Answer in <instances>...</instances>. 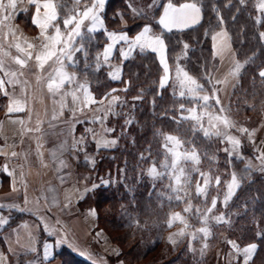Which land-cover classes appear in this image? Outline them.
<instances>
[{
	"label": "trees",
	"instance_id": "16d2710c",
	"mask_svg": "<svg viewBox=\"0 0 264 264\" xmlns=\"http://www.w3.org/2000/svg\"><path fill=\"white\" fill-rule=\"evenodd\" d=\"M62 2L68 9L73 6V0ZM169 2L174 5L197 2L202 14L200 22L186 29L168 32L158 23V18L163 5ZM255 2L245 0L241 4L240 0H162L151 18L144 13L134 15L128 7L129 0H106L101 15L108 31H127L131 36L143 26L150 25L165 41L170 68L175 66L178 55L187 44L186 68L207 88L210 85L205 80L215 56L211 37L221 28L227 30L236 58L243 63L226 107L235 123L236 120L245 122L264 117V80L259 77V72L264 70V36H261L264 33V18L257 22V17L262 14L255 8ZM119 14H123L124 22L119 20ZM107 41L104 30L92 34L90 39L86 35L84 44L88 52V67H85L83 55L77 53L78 63L75 68H71L80 77H86L98 101L111 93L119 95L123 103L116 107L114 115L108 113L105 123L98 124L97 118L102 114L100 110H105L103 107L107 100L103 105L95 104L93 113L87 110L71 115L72 121L68 126L71 129V141L82 139V143H94L93 128L100 126L103 127V134L117 137V144L109 149H95L93 144H86L83 149L82 143L77 145L72 142L67 158L71 164H75L73 170L79 175L87 170L86 177L88 172L99 176L100 187L79 200L77 208L95 210L96 229L103 230L118 246L119 252L117 255L100 254L96 247L90 251L72 232L60 213L56 214L60 223L56 225L53 212H47L38 201L37 205L42 211L32 214L40 218L42 234L47 238L56 236L65 241V245L56 252V257L62 264H115L118 260H123L125 264H196L198 253L192 245L198 248L202 244L195 241L191 243L185 236L175 243H170L168 239L173 228L168 227L166 221L174 211L184 212L185 203L168 201L170 190L165 189L161 181H153L147 175L151 162H159L161 158V133H170L184 140L186 148L190 147L188 142L194 144L200 154L202 167L213 176L219 175L221 184L231 178L233 172L240 181L227 207L223 205L220 196L214 193V185L209 187L207 199L197 197L195 190L189 195L195 203L201 205L209 204L215 197L218 203L214 211L223 212L226 217L235 216L233 224L226 227L224 238H221V226L224 224L212 225L208 247L199 248L203 251L206 249L205 264H224L226 252L231 249L228 240L237 241L239 245L255 243L256 251L248 264H264V173L249 168L245 159L234 156L229 159L227 153L219 151L214 141L206 139L201 132L189 131L190 122L180 121L184 114L180 111V104L183 103L187 108L192 101L174 93L172 80L165 87H160L164 71L155 52L149 50L140 53L137 49L127 60H121L119 52H116L109 63L121 64L120 80L110 78L107 65L95 71L93 66L96 56L101 53ZM113 89L116 91L113 92ZM4 103L5 96L0 92V108ZM109 126L111 131L107 129ZM241 151L244 157L251 155V145L243 143ZM212 157L215 159L212 160ZM76 177L72 176V179L76 181ZM192 178L196 183L199 179L196 172ZM102 181H108V184ZM192 187L195 189L194 184ZM3 210L7 212L5 218L9 223L2 228L17 223L26 214L15 208ZM177 225L181 226V223ZM217 250H220V256Z\"/></svg>",
	"mask_w": 264,
	"mask_h": 264
},
{
	"label": "snow or ice",
	"instance_id": "6c2138e0",
	"mask_svg": "<svg viewBox=\"0 0 264 264\" xmlns=\"http://www.w3.org/2000/svg\"><path fill=\"white\" fill-rule=\"evenodd\" d=\"M27 3L34 6V16L31 23L39 29V36L36 38L39 42L30 41L22 34H17L16 29L11 21L16 14L18 7L21 4ZM106 0H73V6L68 9L62 0H0V92L4 96L10 97L9 104L7 106V113L24 112L27 108V95L28 89L31 87L30 81L26 78L28 75L34 76L35 84L39 86L41 90H46L49 99L53 103L54 114L53 119L56 118L55 106L58 104L62 113L63 109L67 107V98L70 96L72 103L76 105V111H83L85 108H89L94 104L103 105L104 101H108V108L105 109L103 114L97 119L100 122L106 118L111 111V106L120 102V97L106 94L99 101L95 98L91 92L88 80L85 78L80 80L75 71H69V68H75L78 63L76 54L81 53L85 59V67L87 65L88 52L85 48L84 40L87 35L89 39L91 35L104 30L107 33L109 43L104 47L103 52L96 56V62L94 64V70L99 71L103 65H107L111 70L108 75L112 80H120L122 69L120 67L112 65L110 59L113 55L114 49L117 44L123 42L124 47H121L120 56L122 60H127L131 57L132 53L137 49L140 53L146 51H152L159 53L160 63L163 65L164 75L160 80V87L163 88L170 79L169 66L165 59L166 44L162 36L153 35L152 28L145 26L143 29L130 38L126 32H109L104 24V19L101 13L104 10ZM241 4L245 3V0H240ZM255 8L262 14L261 17H257V22H261L264 18V0H256ZM134 15H142V10L133 8L131 4L128 5ZM21 11H26V8H21ZM201 18V8L197 2H188L175 6L171 2L164 8L163 15L160 16L158 23L163 26L165 30L171 32L174 28L182 30L199 22ZM119 20L124 22L123 14H119ZM6 30V31H5ZM264 36V33H261ZM11 37V42H7ZM213 47L215 55H222L223 52L228 49V34L226 31L217 32L212 37ZM188 45L185 44L184 48L187 49ZM12 49L15 50L13 54ZM242 65L236 63L233 69L229 72V76L236 77L241 69ZM259 77L264 80V70L259 72ZM205 83L210 85L209 88L205 87V84L198 82L197 79L190 76L179 65L176 68L175 85L179 89V96H187L191 101H194L199 107H185L183 103L180 104L181 113H187V115H181L180 121H189L191 127L189 131H199L205 138L217 137L224 143L229 145L225 147L223 151L228 154L229 159L235 156L239 159L243 157L239 153L241 146L240 139L237 136L229 134V129L236 128V124L225 114V108L221 105L220 97L218 95L220 88L218 86L226 87L229 83L228 78L223 80L217 79L213 82L211 76L206 77ZM11 86L12 89L19 87L20 96L17 97L14 94L10 95L7 86ZM67 86V90H66ZM126 90V89H125ZM113 92L116 90L113 89ZM110 97V98H109ZM139 97H137L138 99ZM218 105L219 110L217 113L209 111L212 104ZM205 118L207 127H205ZM21 126H24L23 120L13 121ZM42 121L38 120L35 128H23L22 131L27 133H41ZM2 128V124H0ZM108 131H111L109 129ZM239 133L247 135L252 143H255L251 138L255 135V130H250L246 127H239ZM163 136V148L164 159L159 162V169L156 161L151 162V166L147 169V175L153 181L167 179L169 183L167 188L170 190V194H167L168 201H177L186 203L187 206L184 209L185 213H192L193 208L189 197V189L192 186V172L195 171L199 179L195 183V195L207 199L208 189L210 186H219L221 179L219 175L213 176L211 172L201 171L198 165L200 164V154L196 151V147L191 142L190 147H185V141L177 135L164 134ZM37 140V155L42 157V153L39 152L42 146L40 136H36ZM77 143H82L78 141ZM115 141H103L101 146L107 147L110 144H114ZM7 147H15L14 145H5L0 147V156L8 158H17L21 156L20 153L15 150L8 152ZM258 151L256 159L264 167V152ZM27 159V156H24ZM53 159H57L56 154L53 153ZM212 160L215 157L211 158ZM61 166H64V161H59ZM40 164L44 167L47 165L43 159H40ZM187 165L192 167L186 168ZM22 167V166H21ZM251 167V164L248 165ZM7 172L9 176H15V170H9L8 164L5 163L2 168ZM21 183L23 181V171L20 173ZM103 184H108V181H102ZM240 181L235 172L231 174V180L227 183V191L224 194L223 205L227 207L229 200L235 193V190L239 187ZM100 185L93 184L92 188H86L84 193L93 191ZM15 191V184L13 185ZM160 195H165L161 193ZM83 198V194L80 197ZM27 203V201H25ZM217 198L210 200V207H208L203 214H200L199 209H196V214L199 215L202 227L198 228L194 232L186 233L185 229H181L173 236L183 237L189 235L193 240L196 239L197 232L202 234V237L206 240L211 231L208 226L209 215L217 207ZM8 208L18 209L24 211L16 204H0V209ZM92 215H95V210L91 211ZM217 222L226 223L227 220L223 214L213 217ZM179 221L188 227L187 221L180 213H172L166 221L168 227H172L175 222ZM9 223V220L0 214V227H3ZM139 224V221H137ZM47 230V226H45ZM51 235L52 233L49 232ZM173 236H169V242L175 243ZM19 243V241H17ZM227 243L235 250L238 256L242 255L244 260L243 264H248L251 260L253 253L257 247L256 244H249L246 247L241 248L236 241L228 240ZM204 248H207V243L204 244ZM53 245L44 244L43 246V258L49 260L51 258V249ZM29 251L35 252V247H29Z\"/></svg>",
	"mask_w": 264,
	"mask_h": 264
},
{
	"label": "crops",
	"instance_id": "0c3cea01",
	"mask_svg": "<svg viewBox=\"0 0 264 264\" xmlns=\"http://www.w3.org/2000/svg\"><path fill=\"white\" fill-rule=\"evenodd\" d=\"M175 6L179 7V5ZM21 8H26L27 10L21 11ZM163 11L161 15H163ZM33 16L34 6L24 3L18 7L11 23L16 29H18V35L22 34L30 41L38 43L39 41L36 40V38L39 36V29L31 23ZM111 31L113 30H110L109 32ZM123 32H126L130 38H133L139 33L137 32L135 35L131 36L127 31ZM154 33L157 32L152 29V34ZM11 40L12 38L9 37L7 42L10 43ZM109 42L108 39L104 47ZM121 47H124L123 42L116 45L110 62L114 59L116 52H119L120 54L119 50ZM12 51L13 54H15V50L12 49ZM102 52L103 50L101 53ZM156 54L160 60L159 53ZM114 66L122 69L120 63L114 64ZM69 71H75L80 80L86 78L85 76L80 77L78 72L71 67L69 68ZM26 78L31 84L26 97V110L24 112L7 113V106L10 97L6 96L4 106L0 108V124H2V128H0V147L14 145V148L7 147L6 150L8 152L15 150L21 154V156L17 158H8L7 160L4 156H0V204H16L19 205L20 208L25 209L24 212H26L25 216L17 223L5 228L0 227V264H62L61 260L56 257V252L65 245V241L60 237L55 236L47 238L42 234L41 220L32 214L42 211L37 205L38 201L47 212H53L54 217L57 220L55 221L56 225L60 224L59 218L56 215L60 213L59 215L66 219L72 232L84 242L85 246L88 247L90 251L96 247L100 254L117 255L119 252L118 246L109 239L103 230L96 229V214H91V211L94 209L87 208L79 210L77 208V202L81 200V195L83 194L84 198L87 194L84 193L86 188L80 187L77 183H62V181L59 180L57 172L54 170L53 165L55 162L46 161L42 152V143H45V132L47 129L56 125L58 129H64L70 134L71 129L68 124L72 121L71 115L84 113L87 110H90V113H93L95 104L89 108H85L83 111H76L77 106L72 103L71 97L69 96L67 98V107L63 109L62 113L59 109V105L57 104L55 106L56 118L53 119L54 107L46 90H41L39 86L35 84L34 76L28 75ZM7 87L10 95L14 94L17 97L20 96L19 87L16 89H12L10 85ZM91 92L93 93L92 89ZM93 95L95 96L94 93ZM18 120H23L24 126L13 122ZM38 120L43 122L41 125V133H27L22 131L23 128H35ZM36 136H40L39 143L42 146L40 147L39 152L42 153V157L37 155ZM25 155L27 156V159H24ZM40 159H43L47 167L40 164ZM5 163L8 164L9 170H15L14 177L9 176L7 172L2 170ZM21 171L24 173V183H21ZM2 176H4V178ZM14 184L16 188L15 191L13 190ZM25 201H27V203H25ZM5 213H7L5 210L0 209V214L4 217ZM17 241H19V243H17ZM46 243L53 245V248L50 250L51 258L49 260L43 258V246ZM89 245L92 246V248ZM29 247H35L36 251H29ZM115 264L125 263L122 260H118Z\"/></svg>",
	"mask_w": 264,
	"mask_h": 264
},
{
	"label": "rangeland",
	"instance_id": "374dc122",
	"mask_svg": "<svg viewBox=\"0 0 264 264\" xmlns=\"http://www.w3.org/2000/svg\"><path fill=\"white\" fill-rule=\"evenodd\" d=\"M129 4H131L132 7L136 8L137 10H142V13L147 14V16L152 18L154 16L158 6L160 4H162V0H129ZM167 4L168 3H165L163 5L164 8ZM220 31H226L227 32V30H225L224 28H221V29L217 30L213 35H215L217 32H220ZM154 34L160 35L158 33H154ZM227 34H228V45H229V47L220 56L214 54L215 55L214 60H213V63L211 64V68L209 69L207 77L211 76L213 79V82L217 79L223 80L225 77L228 78L229 83L226 87L218 86L220 88L218 95L220 97L221 105L225 108V114H227L230 117L228 111L226 110V107L228 106L229 98L231 95L232 88L235 84V81H236L237 77L239 76V74L243 68V63L237 60L235 51L232 48L229 33L227 32ZM213 49H214V47H213ZM214 53H215V50H214ZM187 56H188V48L183 49L182 53L178 55L176 62H175V66L172 68L169 67V72H170V79L169 80H172L173 91L178 96H179V89L175 85L177 65H179L181 68H183V70L186 71L190 76L197 79L186 68L185 60H186ZM165 59H166V53H165ZM236 63H239L240 65H242V67L240 69L239 74L233 78V77L229 76L228 74L233 69V67ZM168 66H169V64H168ZM163 75H162V77H163ZM197 80H198V82L204 84L201 80H199V79H197ZM115 96H119V95H115ZM185 97H187V96H185ZM122 103H123V101L120 100V102H117L115 105L111 106V111L109 112L111 114L110 116L114 115V113L116 112V107L118 105H121ZM209 103L212 104L211 101ZM188 107H197V110L199 111V107L196 105V103L194 101H192V104ZM219 107L220 106H218V105L212 104V107L209 109V111H211L213 113H217L219 110ZM103 108L104 109L108 108V102L105 105V107H103ZM95 109L97 110V108H95ZM104 111L105 110L102 111V109H101L102 114ZM183 115H187V113H184ZM106 117H109V116L107 115ZM230 119L232 120L231 117H230ZM97 121H99V120H97ZM236 121H238V122L236 123ZM236 121H235L236 128L229 129L228 131H229V134L237 136V138L240 139V141H241V146L239 148L240 155L242 157H244L243 153L241 151L243 143H249L251 145V155L245 156L243 159H245L248 162L247 163L248 165L251 164V168L258 169L264 173V167H262L260 161L258 159H256V157L258 155L257 150H259L260 152H264V117H262L259 120L258 119H250V120H247L245 122H242L240 120H236ZM100 123H105V119L103 120V122H100V121L98 122V124H100ZM55 126L56 125H53L52 127H50V129H47V131L45 132L46 138H45V143H42V145H43L42 152L44 155L43 157L46 161H54L55 162L53 167H54V170L58 174L59 180L62 181V183H65V182L76 183V182H78L77 184L83 188H92L93 184L98 185L100 183V178L95 173L92 174L91 172L90 173L88 172L89 175H88V177H86V174H87L86 171L87 170L84 171L85 173L82 171L83 173H81V175L74 172L73 168H75V164H71L70 160L67 158V153H68L69 147L71 145H73V143L76 142L77 145H80V143H77L78 140H75V139H72V141H71L70 134L67 131H65L64 129L63 130L58 129V127L57 126L55 127ZM205 127H207L206 118H205ZM239 127H246L250 130H255V135L251 138V140H254L255 143H252L247 135H243V134L239 133V131H238ZM102 128L103 127H100V126L99 127L94 126L93 131H92L94 143H82L84 145L83 149H85V146H87L88 144L89 145L93 144L92 146L95 147V149H99V148L100 149L101 148L109 149V148L115 147V145L117 144V141H118L117 137L113 136V135H109L108 133H107L108 135L103 134ZM107 129H111V127L109 126ZM167 134H170V133H167ZM171 135H175V134H171ZM162 139H163V137H162ZM206 139L213 140L215 145L219 149V151H221L222 153H225L223 151V149L225 147H229V145L224 143L220 138L212 137V138H206ZM103 141H115V143L110 144L107 147H103V146H101ZM163 143H164V140L162 141V144ZM162 150L163 151L161 152V158H160L159 162H162L164 159V151L165 150H164V148ZM53 153H55L56 157H57V159H55V160L53 159ZM60 160L64 161V166L60 165V163H59ZM159 162L157 163L158 169H159ZM48 163H50V162H48ZM189 167H192V165L186 166V168H189ZM198 167L200 168L201 171L209 172L207 169H204L201 164H199ZM193 173H195V171L192 172L191 176L193 175ZM75 175L77 176L76 181L72 179V176H75ZM230 180H231V178L224 180V182L219 186H215L214 182H213V185L215 187L214 193L217 194L218 196H220L221 200L224 199V194L227 191L226 186H227V183L230 182ZM157 181H161L164 185V188L168 189L167 184L169 183V181L167 179L157 180ZM193 184L195 185V181H193V178H192V185ZM194 190L195 189H193L192 186L189 189H187V191L189 192V195H191V193ZM187 199L190 200V203H191L192 208H193V212L192 213H185V212H181L180 210H178V211H174L173 213H180L182 216H184L185 220L187 221L188 227L185 228V225L182 223H181V226L177 225V224H180L179 221L175 222L172 226L173 229L171 230V236H173V234H175V233H178L182 228L185 229L186 233H189V232H194L198 228L203 226L201 221H200V217L198 214H196L195 210L199 209L200 214H203L205 212V210L208 207H210V203L201 205L198 202L195 203L191 197H187ZM186 206H187V204L185 203L184 209ZM221 214H223L225 216V214L223 212L220 213L219 211L213 210V212L209 215L208 226L210 228V231H212L213 230L212 225H215V223L216 224L223 223L224 225L221 226V229H222L221 230V233H222L221 238H224L225 237V229L227 226L233 224V222H234L233 217H235V216L229 215L230 218H229V216L228 217L225 216V218L227 220L226 223L217 222L213 217L221 215ZM194 218H196V221L194 220ZM185 237L188 239L189 242L192 243L195 241L198 244H202V246H204L205 243H209V239H210V236H209L205 240L202 237V234H200L198 232L196 234L195 240H193L189 235H185ZM173 238L175 239V241H177L180 237L179 236H173ZM225 239L227 240V238H225ZM236 243L239 245V243L237 241H236ZM249 244H253V243H247L245 245H239V246L241 248H243ZM202 246L199 245L197 248L196 245H192L193 250L197 251V253H198V259L199 260L196 261V264H205V261H204L205 256L204 255H206V249L204 251L199 249ZM90 247L92 248V246H90ZM94 250L95 249H92V251H94ZM217 255L218 256L221 255L220 250H217ZM243 260H244L243 256L242 255L238 256L237 253L235 252V250L231 247V249L228 252H226V257H225L223 263L224 264H243Z\"/></svg>",
	"mask_w": 264,
	"mask_h": 264
}]
</instances>
